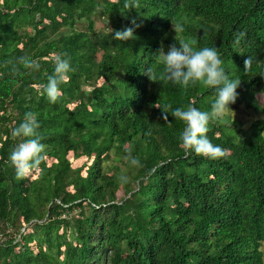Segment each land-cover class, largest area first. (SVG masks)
Here are the masks:
<instances>
[{"label": "trees", "instance_id": "trees-1", "mask_svg": "<svg viewBox=\"0 0 264 264\" xmlns=\"http://www.w3.org/2000/svg\"><path fill=\"white\" fill-rule=\"evenodd\" d=\"M125 2L0 0V264H264V117L211 123L223 157L185 150L171 113L190 103L211 111L215 90L165 83L154 60L179 40L218 48L241 81L229 108L264 116V0ZM133 20L134 38L115 40ZM52 54L75 69L55 103L36 87L54 71ZM27 112L52 162L19 178L11 130Z\"/></svg>", "mask_w": 264, "mask_h": 264}, {"label": "clouds", "instance_id": "clouds-1", "mask_svg": "<svg viewBox=\"0 0 264 264\" xmlns=\"http://www.w3.org/2000/svg\"><path fill=\"white\" fill-rule=\"evenodd\" d=\"M124 7H139L138 0H126ZM133 27L117 30L114 39L127 41L134 38V27H138L136 21H132ZM173 25V24H172ZM175 33L182 32L179 25L174 26ZM113 34V29L109 27ZM176 39V37H175ZM177 41V40H176ZM170 45L165 51L163 44L155 53L154 60L163 66L159 78L165 83L180 85L187 89L190 85L201 84L206 88L215 90V100L211 105V111H202L190 103L186 108H176L171 116L184 123L185 127L179 135V140L185 150L194 151L195 154L206 158H219L226 155L227 150L214 144L208 136L209 125L226 113H233L229 108L238 98L237 89L241 81L230 79L224 68V61L218 48H197L195 39L179 40ZM54 71L47 77V83L36 87L43 90L50 102L55 103L62 96L61 85L70 80V73L75 69L71 66L66 54H52ZM23 68L39 71L40 63L29 56H21L17 61ZM252 60L247 57L244 61V70L251 66ZM148 77L155 82L156 74L148 70ZM234 114V113H233ZM167 122V115L164 117ZM40 124L32 112L24 115L23 121L11 130L14 138H20L10 153V162L19 178L30 177L35 173L43 172L42 164L49 158L47 145L42 143L43 137L38 134ZM133 166H141L139 158L133 157L129 152L125 156ZM121 182L127 183L128 178L121 176Z\"/></svg>", "mask_w": 264, "mask_h": 264}, {"label": "rangeland", "instance_id": "rangeland-1", "mask_svg": "<svg viewBox=\"0 0 264 264\" xmlns=\"http://www.w3.org/2000/svg\"><path fill=\"white\" fill-rule=\"evenodd\" d=\"M34 23H36V19H34ZM98 25V23H97ZM99 26V25H98ZM100 55H98L99 58ZM257 100L262 103L264 102V95H258L257 96ZM232 112L234 113H226L225 115L230 116L231 119H237L239 122H241L242 126L244 127H248V125L255 120L258 119H262L264 116L261 112L259 111H254L252 109H248L247 107H245V105L241 104L240 106H238V108L236 110H232ZM48 164L51 163L52 161H49V159L47 160ZM83 160L82 161H78L76 163L73 164V167H78L81 164H83ZM262 252H263V261H264V247L262 248Z\"/></svg>", "mask_w": 264, "mask_h": 264}]
</instances>
